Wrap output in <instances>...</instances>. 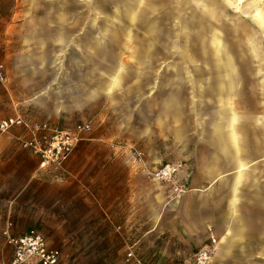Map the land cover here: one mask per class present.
<instances>
[{"label":"rangeland","instance_id":"rangeland-1","mask_svg":"<svg viewBox=\"0 0 264 264\" xmlns=\"http://www.w3.org/2000/svg\"><path fill=\"white\" fill-rule=\"evenodd\" d=\"M92 1L98 0H0V66L6 79L4 84L0 81V91L9 90L11 95L5 102L0 101V117L16 114L28 123L0 136L8 137L10 144L0 158L26 163L25 167H17L11 179H0V240L8 243L7 235L18 236L34 228L52 247L57 225H69L65 235L77 240L69 251L73 252L75 264H114L117 249L101 246L97 227L140 225L145 230L144 240L136 249H123L124 264L129 263V252L145 264H184V255L191 254V249L181 240L179 245L176 243L180 238L178 214L183 211L182 195L214 192L215 201L230 211L229 195L214 189L233 176L235 169L227 166L219 175L204 179L206 175L199 165L206 159V151L213 153L211 136H204L201 126H196V120L191 118L192 124L178 139L173 134L176 123L161 114V101L168 90L162 77L174 73L171 63L176 53L157 40V46L167 56H155L153 52L141 59L135 45L142 30L136 37L132 32L130 40L119 35L103 38L105 50L109 51H102L94 37L98 36L96 27L103 15L95 9L88 12L87 3ZM238 6L237 1L235 14L231 15L237 31H250L264 52V20L256 13L264 11V0H248L243 9ZM241 11L246 17L240 15ZM100 64L121 67L119 81L109 89L106 83L101 88L96 83L95 75L104 72L96 69ZM201 117V121L206 118ZM44 123L45 133L57 129L76 138L65 159L75 161L79 171L75 201L70 198L69 204L67 199L62 203L61 198L56 211L51 208L55 203L51 183L43 182L38 175L29 178L31 162L38 164L42 158L30 146H24L41 139L43 132L37 131L35 125ZM80 124H88L89 128L77 132ZM117 160L124 168L132 166L141 173L143 180L138 186L156 199V215L154 211H103L106 201L102 198L108 193L96 191L105 177L102 166ZM165 164L179 166L167 181L159 182L147 175V170ZM48 166L52 165L44 167ZM245 170L251 178L242 185L245 194L237 202L239 211H264V151L255 155L251 151ZM90 176L97 187L91 194L78 182ZM21 187L23 190L11 207L8 198ZM153 224L162 226L155 239L146 232ZM142 234L138 232L140 239ZM211 237L218 241L215 235L204 233L201 247L209 244ZM172 246L180 258L170 257Z\"/></svg>","mask_w":264,"mask_h":264},{"label":"crops","instance_id":"crops-1","mask_svg":"<svg viewBox=\"0 0 264 264\" xmlns=\"http://www.w3.org/2000/svg\"><path fill=\"white\" fill-rule=\"evenodd\" d=\"M237 1L240 4L238 7L243 9L248 0ZM237 1L98 0L87 3L88 12L95 9L103 15L96 27L98 36L94 37L102 51H109L105 50V44L101 41L103 38L119 35L130 40L132 32L136 37L138 31L142 30V37L135 45L141 59L153 52L155 56H167L157 46V40L162 42L164 48L176 53L171 63L174 73H165L162 77L168 90L164 91L161 101V114L176 123L173 134L178 139H182L187 126L192 124L191 118L196 120V126H201L200 132L204 136H211L213 153L206 151V159L199 165L206 175L204 179L219 175L227 166L235 169L233 176L222 180L219 187L214 189L229 195L230 211L215 201L214 192L182 195L183 211L178 214L180 238L176 243L179 245L181 240L191 249V254L184 255V264H191L192 254L202 246L204 233L215 235L219 241L210 264H264V211H239L240 207L237 206L239 197L245 194L242 185L251 178V173L245 170L251 151L254 155L264 151V52L253 41L256 37L250 31H237L236 20L231 16L235 14ZM241 13L242 17H246L245 12ZM256 13L264 20V11ZM105 67L102 64L96 66L97 70H104L95 75L96 83L100 88L107 84L109 89L119 81L121 67ZM1 91L0 101L5 102L7 97L10 98V92ZM202 115L206 116L204 121L200 120ZM8 141V137L0 139V157L8 150ZM119 161L107 162L102 166L105 177L98 189L91 176L83 182L80 179V187L89 194L95 189L100 194L108 193L102 198L106 201L103 202V211H154L156 215V199L138 186L143 180L141 173L133 170L132 166L124 168ZM25 164L0 158V179H11L16 175L17 167H25ZM76 164L71 158L60 166L46 168L41 167L40 162H31L33 170L29 178L38 175V178H44H40L43 182L51 183L55 193L52 196L55 199L52 211L60 208L61 198L62 203L67 199L69 204L70 198L72 202L75 201V180L79 173ZM184 171L186 173V169ZM196 182L199 184L198 178ZM22 190V187L13 190L15 194L8 198L11 207ZM61 211H64L63 208ZM68 227L57 225L52 235V247L61 253L60 264H75L76 260L73 252L69 251L77 245V240L65 235ZM161 227L153 224L146 232L155 239ZM97 228L101 246L117 249L114 264H124L123 249L138 248L145 236V230L140 225L116 228L100 225ZM138 232L143 233L141 239ZM7 244L0 240V264L11 258L12 247ZM179 254L173 248L170 257L180 258ZM139 260L145 264L142 259Z\"/></svg>","mask_w":264,"mask_h":264},{"label":"built area","instance_id":"built-area-1","mask_svg":"<svg viewBox=\"0 0 264 264\" xmlns=\"http://www.w3.org/2000/svg\"><path fill=\"white\" fill-rule=\"evenodd\" d=\"M5 76L0 66V81H4ZM15 126H28V123L20 116L7 117L0 119V136L7 133ZM77 132H81L89 128L88 124L77 125ZM37 131L43 132L40 140H34L24 143V146H30L34 153L40 155L42 160L40 166L60 165L72 151L75 136L68 132L52 129L50 134L45 133L47 125H35ZM178 165L165 164L156 169L147 170V175L152 179L165 182L170 179L178 170ZM7 234V232L5 233ZM8 237V243L12 247L11 258L5 264H28L37 262L39 264H60L61 254L58 249L49 247L46 239L39 231L34 228L28 229L18 236ZM210 243L200 247L192 254L191 264H210L213 255L216 252L218 241L210 238ZM128 264H143L137 259L132 252L127 253Z\"/></svg>","mask_w":264,"mask_h":264},{"label":"bare ground","instance_id":"bare-ground-1","mask_svg":"<svg viewBox=\"0 0 264 264\" xmlns=\"http://www.w3.org/2000/svg\"><path fill=\"white\" fill-rule=\"evenodd\" d=\"M239 77V76H238Z\"/></svg>","mask_w":264,"mask_h":264}]
</instances>
